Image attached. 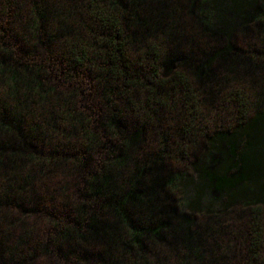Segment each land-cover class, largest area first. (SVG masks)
I'll list each match as a JSON object with an SVG mask.
<instances>
[{
	"label": "trees",
	"instance_id": "trees-1",
	"mask_svg": "<svg viewBox=\"0 0 264 264\" xmlns=\"http://www.w3.org/2000/svg\"><path fill=\"white\" fill-rule=\"evenodd\" d=\"M264 264V0H0V264Z\"/></svg>",
	"mask_w": 264,
	"mask_h": 264
},
{
	"label": "rangeland",
	"instance_id": "rangeland-1",
	"mask_svg": "<svg viewBox=\"0 0 264 264\" xmlns=\"http://www.w3.org/2000/svg\"><path fill=\"white\" fill-rule=\"evenodd\" d=\"M31 264H44V262L42 260H36Z\"/></svg>",
	"mask_w": 264,
	"mask_h": 264
}]
</instances>
